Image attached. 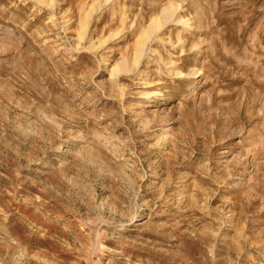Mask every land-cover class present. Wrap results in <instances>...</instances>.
Wrapping results in <instances>:
<instances>
[{"label": "rangeland", "instance_id": "1", "mask_svg": "<svg viewBox=\"0 0 264 264\" xmlns=\"http://www.w3.org/2000/svg\"><path fill=\"white\" fill-rule=\"evenodd\" d=\"M0 264H264V0H0Z\"/></svg>", "mask_w": 264, "mask_h": 264}]
</instances>
